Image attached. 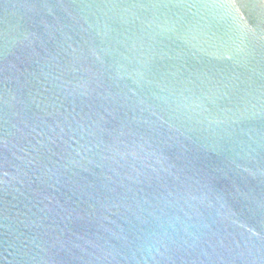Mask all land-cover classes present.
<instances>
[{
	"label": "water",
	"instance_id": "95a60500",
	"mask_svg": "<svg viewBox=\"0 0 264 264\" xmlns=\"http://www.w3.org/2000/svg\"><path fill=\"white\" fill-rule=\"evenodd\" d=\"M0 264H264V0H0Z\"/></svg>",
	"mask_w": 264,
	"mask_h": 264
}]
</instances>
